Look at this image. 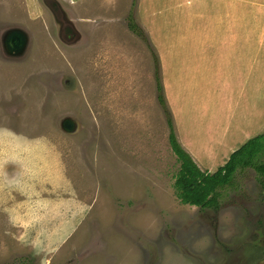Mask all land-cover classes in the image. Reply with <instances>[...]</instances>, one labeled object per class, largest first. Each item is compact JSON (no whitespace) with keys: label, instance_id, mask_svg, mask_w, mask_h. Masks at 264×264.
<instances>
[{"label":"rangeland","instance_id":"374dc122","mask_svg":"<svg viewBox=\"0 0 264 264\" xmlns=\"http://www.w3.org/2000/svg\"><path fill=\"white\" fill-rule=\"evenodd\" d=\"M139 1H115L112 9L93 0L83 7L0 0V264H264L259 172L238 167L219 190L217 212L177 197L180 164L155 99L151 56L127 27L129 13L141 23ZM215 3L222 15L238 7V40L254 42L264 56V0ZM141 4L150 11L148 0ZM179 4L185 12L174 26L165 20L164 46L158 43L164 93L170 109L190 103L201 118L208 114L207 91H199L196 104L186 91L170 94L186 71L181 43L205 40L192 30L210 24L213 6ZM214 18L211 24H220ZM108 22L126 25L124 51L113 57L90 46V31ZM11 29L26 36L18 52L2 42ZM203 133L209 134L198 148L209 155L222 150L223 159L227 145L213 128Z\"/></svg>","mask_w":264,"mask_h":264},{"label":"crops","instance_id":"0c3cea01","mask_svg":"<svg viewBox=\"0 0 264 264\" xmlns=\"http://www.w3.org/2000/svg\"><path fill=\"white\" fill-rule=\"evenodd\" d=\"M66 1L71 6L78 5L81 7L82 5L83 7L88 0ZM93 1L111 6L114 9L115 1L118 2L119 0ZM148 1L150 2L148 4L150 11L141 10L143 6L140 0L138 14L142 26L146 29L155 48L158 47L157 52H160L158 43H161L159 41L164 39L168 25L165 20L168 19L169 23L174 26L172 21L174 19L177 21L180 14L185 11L180 9L179 0H167L169 3L165 6L158 3L157 0ZM217 1L220 0H208L210 6H213V9L208 10L210 24L206 28L203 26V28L199 27L200 29H197V31L192 30L196 33V36L205 33V40L199 41L196 39L181 43L186 46L180 50V53L184 52L183 61L185 60L186 71L177 77L170 94L173 97L172 92L186 91L187 96H190L196 104L200 103L201 98H203L199 91H202L203 94L206 91L208 92L207 96L204 95L203 102L208 104L209 108L206 109H208L210 116L203 111L201 112L204 113L201 115L202 117L196 118L194 111L189 107L190 103L182 109L171 106V111L173 112L179 142L200 169L210 172L223 165L230 154L247 139L264 130V56L260 57L258 50L255 51L258 46L254 42L248 43L238 40V7L235 5L230 13L226 12L222 15L221 11L215 8L217 6L215 2ZM190 15L187 12V17ZM103 16L106 18L105 20L112 19V16H110L111 18L106 15ZM196 17L195 15L192 16L194 19ZM214 17H219L220 24H211ZM198 20V18L195 19L196 22ZM67 21L70 22V19L67 18ZM224 22H234V24L231 23L229 26L227 23L221 24ZM93 29H90L93 37L90 41L93 42L90 45L91 48H106L108 51L107 57L119 55L124 51L121 38H126V25L122 26L115 22H108L99 24ZM173 45L178 47V43ZM101 53L104 55L103 52ZM185 53H191V56L187 57L188 54ZM210 56L212 58H209ZM162 62L164 61L162 60ZM194 63L195 66L191 67ZM189 68H192L191 71H189ZM208 78L210 82L205 85V80ZM201 79H203L204 84L200 83ZM175 87L179 88L175 89ZM168 94L169 91H167ZM219 99L222 100L218 101ZM218 105L222 110H225L224 115H219ZM222 123H225L224 126ZM208 127L213 128V131H215L213 134L214 137H217V141L228 147L224 149L225 156L223 159H219L222 150H215L209 155L198 148L199 144L202 143V137L205 136L206 138L209 134L203 133ZM220 128L222 132H218Z\"/></svg>","mask_w":264,"mask_h":264},{"label":"trees","instance_id":"16d2710c","mask_svg":"<svg viewBox=\"0 0 264 264\" xmlns=\"http://www.w3.org/2000/svg\"><path fill=\"white\" fill-rule=\"evenodd\" d=\"M133 5L135 6V1H133ZM127 27L142 40L151 56L155 99L169 129V145L180 164L174 181L177 197L182 203L195 205L200 209L210 208L217 212L220 208L219 190L230 184L238 167H251L264 177V162H257L264 153V130L250 137L240 147L235 149L228 160L214 172L200 169L177 138L173 114L167 104L164 93L161 60L154 44L146 29L134 18L132 13L128 14Z\"/></svg>","mask_w":264,"mask_h":264},{"label":"flooded vegetation","instance_id":"af4514ba","mask_svg":"<svg viewBox=\"0 0 264 264\" xmlns=\"http://www.w3.org/2000/svg\"><path fill=\"white\" fill-rule=\"evenodd\" d=\"M15 31H20L22 33V35L24 36V42H26V36L23 34V32L21 30L11 29L5 34V36L2 39L3 45H5L4 48L7 51L15 52V50L17 49V47L15 45L20 46V42L17 39V37L13 36V34H11Z\"/></svg>","mask_w":264,"mask_h":264},{"label":"water","instance_id":"95a60500","mask_svg":"<svg viewBox=\"0 0 264 264\" xmlns=\"http://www.w3.org/2000/svg\"><path fill=\"white\" fill-rule=\"evenodd\" d=\"M16 30H18V29H16ZM11 34H13V36H16L17 39L20 42V46L19 45H15L17 47V49L15 51L18 52L19 50H21L23 48V46L25 44V42H24V36L22 35V33L20 31H15V32H13ZM67 126H68V128H70L71 127V124L68 123Z\"/></svg>","mask_w":264,"mask_h":264}]
</instances>
